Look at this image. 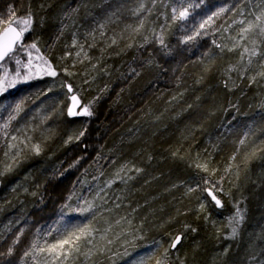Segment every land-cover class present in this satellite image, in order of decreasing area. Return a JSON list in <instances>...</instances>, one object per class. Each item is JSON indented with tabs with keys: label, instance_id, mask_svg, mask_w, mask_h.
I'll return each mask as SVG.
<instances>
[{
	"label": "trees",
	"instance_id": "16d2710c",
	"mask_svg": "<svg viewBox=\"0 0 264 264\" xmlns=\"http://www.w3.org/2000/svg\"><path fill=\"white\" fill-rule=\"evenodd\" d=\"M92 1L80 0L79 9L86 10ZM128 2L136 9H125ZM142 2L146 0H113L99 5L107 15L105 26L108 27L109 22L115 24L111 30L115 37L121 38L118 49L124 53L108 63V59L97 57L100 66L94 74L100 72L101 77H105L95 85L94 115L87 122L85 141L78 147L85 171L73 173L70 170L73 163L61 164L60 155L65 150L62 147L52 160L40 161L32 169L38 181L37 197L30 200L25 195H17L10 201L0 199V238L6 229L27 219L46 216L40 223L41 228L62 225L64 221H57L68 214L74 203V199L66 203L68 195L80 196L89 191L93 200L87 202L92 205L87 215L98 214L103 220L125 222L124 232H131L135 226L151 243H166L176 235H182L183 239L189 236L190 242L194 238L198 240L201 249V242L212 241L209 232L213 229L211 215L214 213L207 218L209 202L197 188L198 184L202 187L200 177L204 170L197 164H207L206 172L213 170L216 178L222 177L224 182L236 179L238 185L245 183L243 188L249 187L251 194L255 189L251 183L255 180L259 187L250 199L254 202L249 223L254 216L264 214L261 210L264 153L254 157L251 166L241 162L233 164L231 160L238 152V144L231 137L247 132L251 139L261 129L256 109L260 100L248 91L251 87L229 86L224 73L235 60L231 59L227 48L222 52L212 43L215 40L224 45L222 37L203 36L181 44L179 40L172 41L171 29L165 28L167 49L156 51L139 47L140 38L129 37L123 31L126 28L134 32L138 20L125 21L122 17L127 12L137 15ZM60 3L53 0L50 7L41 10L37 23L42 45L51 50H57L61 44L56 34L57 22L53 20ZM119 16L120 21L112 22ZM142 16L145 17L143 31L149 34L150 29L155 28L153 15L143 12L137 15ZM110 54L112 52L108 56ZM242 153L239 152L238 158ZM53 164L62 165L54 175L49 173ZM125 165L131 170L121 171ZM136 168L141 171L137 173ZM128 176L133 179H127ZM14 183L8 181L3 186ZM190 188L196 190L190 192ZM3 194L0 192V198ZM201 203L205 205L203 210ZM128 222L132 224L129 226ZM241 248L246 252L245 246ZM210 251L206 250L204 257L209 258Z\"/></svg>",
	"mask_w": 264,
	"mask_h": 264
},
{
	"label": "rangeland",
	"instance_id": "374dc122",
	"mask_svg": "<svg viewBox=\"0 0 264 264\" xmlns=\"http://www.w3.org/2000/svg\"><path fill=\"white\" fill-rule=\"evenodd\" d=\"M79 1L57 0V2L61 3L57 4L58 7L55 9L56 12H54L53 20L57 22L56 34L59 35L60 39L58 41L61 44L57 50H51L48 46L44 47L42 45L43 39H39V36L42 34L39 32L40 24L37 23L41 10L50 7L53 0H0V18H10V9H14L17 18L25 17L29 12L32 14L34 22L30 30L25 33L23 41L26 45L35 42L37 48L40 50L37 53L34 49H30L34 64H42V61L36 59L38 55L42 56L56 72V76L44 75L42 73L36 75L35 78L18 83L15 87L0 95V192L8 194L1 195L2 198L0 199L10 201V199L14 200L12 196L16 199L17 195L18 197H20L19 195H23V197L25 195L30 200L37 197L39 195L37 190L38 181L34 179L32 169L40 161L46 162L55 158L56 151L61 147L65 148L64 152L60 155L61 164L65 165L67 161L73 163L70 168L73 173L79 174L85 171V164L79 160L78 147L84 143L88 128L87 122L94 115L95 100L97 98L95 85L97 81L105 77H101L100 72L94 74L95 69L100 66V61H98L97 57H100L101 60L108 59V63L113 58H117L118 55L124 53V51L118 49L121 46L119 44L121 38L115 37V32L111 30L116 27L114 26L115 24L109 22V26H105L107 22H105V17L107 15H105L104 10L100 9L99 6L108 1L113 2V0H94L92 1V5H87L86 10L79 9ZM181 2L185 6L188 4L193 5L190 9L191 15L186 21L178 22L177 24H171L168 21V26H165L166 16L171 15V7L169 5L174 6L175 0H146L139 7L143 5L145 9L143 13L153 15L154 30L151 28L148 34L144 33V27L140 29L139 33L135 31L129 32L128 29L124 28V33H127L126 35L129 37L134 35L135 37H139V47L158 51L162 47L152 36L153 31L159 35L163 30L164 35L165 28H169L171 29L169 36L172 37V41L176 42L179 40L180 42L182 37L191 34L193 29L199 27L201 21L207 20L209 16L219 11L221 7L232 9L233 5L239 6L243 0H181ZM49 3L51 4L48 5ZM128 3L127 5L125 4V9H136L133 3ZM95 7L99 9H94ZM87 11L90 12V16ZM78 14L81 15V18L78 17ZM126 15L122 17L124 18L123 20L137 19V27L140 21L144 20L145 26V17H137L135 14L129 15L128 12ZM119 18L120 16L115 17V19L113 18L112 22L120 21ZM240 18L242 17L235 15L233 11L226 12L219 19H215V23L207 29L210 34L204 37H222L225 41L222 43L231 47L233 41L229 37L235 36L239 26L233 25V28L229 29L228 32H225L224 28L231 23L232 19ZM145 37L149 38L148 43H145ZM113 39L116 40L115 44L112 43ZM164 39L167 44L165 35ZM74 40L75 44L73 43ZM81 46H83L82 50ZM77 52H80L79 56H77ZM111 52L112 55L108 56ZM85 53L87 54L86 56ZM228 53L232 55L231 59L235 60L230 66L237 65L240 59L239 50ZM18 55L22 61H27L28 57L25 52L21 51ZM7 67L9 73L12 74L16 65L14 62L9 61ZM44 67H47V65H44ZM257 70L254 63L248 75H254ZM3 71L4 69L0 67V74H3ZM224 75L225 79L229 81L230 87L236 84L240 85V89L241 87H251L248 91L253 92L260 100V105L256 109L257 115L261 120V126L258 128L261 129L251 139L247 132H241L231 137L238 144V152L234 155L236 158L235 160L231 158L232 163L241 162L245 166H251L252 159L258 154L264 153V79L258 78L256 83L250 84L247 77L240 78L237 72H228L226 70ZM68 85L72 87L71 92L68 91ZM72 94L79 95L82 100L81 106L91 105L90 110L93 113L91 116H68L67 109ZM17 104H20L22 109L19 113L14 111ZM10 114L15 116V119L8 123L7 128H4L5 123L9 121ZM80 132L84 133L83 136H80ZM12 137H16V141H13ZM28 137H31V141H28ZM242 139L245 140L243 145L240 144V140ZM10 144L17 145L23 151L18 158L19 162L13 166L12 170L5 171L4 163L2 162L9 158H6L4 153L17 151V148L10 149ZM32 144H40L41 150L39 153L31 150ZM239 152H243L240 158H238ZM253 153L255 154L253 155ZM67 165L69 166V163ZM61 166H56V164L51 165L49 173L54 175ZM246 173L248 174V172ZM221 178H216V173L213 170L208 173L204 171L200 177L202 187L205 186L204 181L209 180L211 182L219 181L220 186L223 188V192L217 194L223 206L217 207L212 202L208 204L209 206L207 205L208 209H206L207 212H210L207 218L211 212L214 213L211 215L213 218V229L209 232L212 241L201 242L203 247L199 249L201 245L198 240L194 238V241L190 242L192 240L189 239V236L183 239V236L179 235L181 236L180 243L176 249L169 251L170 264H180L181 260L184 264H261V261H264V214L260 215L259 213L249 223L251 217L249 215L252 214L250 207L251 203L254 202V200L250 199L252 198V194L257 193L259 187L257 182L252 180L251 184L255 189L251 194L249 192L251 190H248L249 187L243 188L245 183L238 185L236 179H227L224 182ZM8 181L16 183L14 185L8 184L4 188V183ZM105 189L108 188L106 187ZM90 195L89 191H84L80 196L68 195L66 203L69 204V200L73 199L74 203L68 210V214L59 218L57 222H64L57 227L56 225H47L41 228L40 223L47 218L46 216L39 219H27L15 225L11 224L12 226L6 229L0 238V253L5 254L0 255V264H35L32 257L24 256V253L31 249L34 241H39V246L41 247L45 246V242L47 244L56 243L58 239L63 238L65 235V229H71L77 224H84L90 220L96 228L100 229L99 232L95 233L96 240L94 243L104 247V251L93 255L87 262H85L83 256H79L75 259L74 264H141L142 260H146L153 253L155 255L152 256L151 260H147V264H156V259L161 257L164 250L178 236H172L166 243H151L147 242L141 233H138L139 231H137L135 226L131 232H124L122 226L126 225L125 222L120 221L117 224L113 219L103 220L102 216L98 214H95V219H93L92 214H81L78 209L86 207L87 204L85 202H88L89 199L93 200ZM208 200H210V197H208ZM237 205L244 214V220L238 228V234L233 237L231 235L229 218L235 214ZM74 209L77 210L74 211ZM261 210L264 211V205L261 207ZM253 213L256 212L253 210ZM130 223L128 222L127 225ZM104 229H109V231L105 233ZM21 231H23V235H21ZM101 235H106V239L100 240ZM17 237H19V241L14 244L13 242L17 240ZM107 240H111L112 243L108 244ZM241 246L243 248L244 246L246 247V252H243L244 250ZM10 247L13 248L11 256L6 255ZM206 250H211L209 258L204 257V253H208ZM191 253H195V255H200L201 257L191 256ZM44 255V253H41L37 257L39 264H44ZM68 264H73V261L70 259Z\"/></svg>",
	"mask_w": 264,
	"mask_h": 264
},
{
	"label": "snow or ice",
	"instance_id": "6c2138e0",
	"mask_svg": "<svg viewBox=\"0 0 264 264\" xmlns=\"http://www.w3.org/2000/svg\"><path fill=\"white\" fill-rule=\"evenodd\" d=\"M171 7V15L166 16L165 26H168V21L171 24H177L178 22L186 21L191 15L190 9L193 7L192 4L185 6L181 0H175V5H169ZM198 6V5H197ZM144 6L141 5L140 9L137 11V15L140 12H143ZM150 11V10H149ZM233 11L235 15H239L240 19H232L231 23L224 28L225 32H228L229 29L233 28V25H238V30L236 31L235 36H230L229 39L233 41L232 46L228 47L227 45L218 44L215 40L212 41L217 48H220L223 52L225 48L227 51L233 52L239 50V62L237 65L230 66L228 72H237L240 78L247 77L249 83H256L257 79H264V0H243L242 3L233 5L232 9L221 7L219 11L215 12L212 16H209L207 20L201 21L199 27L193 29L191 34H187L181 38L180 42L188 44L189 42L195 41L198 37L207 36L210 33L207 31L214 23L215 19H219L226 12ZM10 18L3 19L0 18V67L4 69L3 74H0V95H3L9 89L15 87L18 83L26 82L30 79L35 78L36 75L41 73L44 75L56 76V72L52 69V66L48 63L47 60H44L42 56H37L36 59L42 61V64L33 63V55L30 49H34L39 53V48L35 42L26 45L23 41V37L26 32H28L33 24L32 14L29 12L27 16L17 18L15 15L14 9H10ZM103 27V25H101ZM144 27V20L140 21V24L137 28L134 29L135 32L139 33L140 29ZM222 27V26H221ZM102 34V33H101ZM152 36L163 49H167L168 45L165 43L163 30L161 34L157 35L153 31ZM149 42V38L145 37V43ZM75 44V40L73 41ZM112 43L115 44L116 40L113 39ZM131 46V45H129ZM83 46H81V50ZM25 52L28 59L27 61H22L19 52ZM80 55V52H77V56ZM87 54L85 53V56ZM9 61H14L16 67L12 74L9 73L7 64ZM256 64L257 71L254 75L249 76L248 73L252 69V66ZM47 65V67H44ZM23 69V71H22ZM200 81H197L199 83ZM225 87H228L227 82H225ZM51 91V89H49ZM68 91H72L71 85H68ZM71 106L67 109V114L69 117L74 116H91L93 113L90 110L91 105H80V101L76 94H73L71 97ZM199 99V98H198ZM79 108V110H77ZM21 105L17 104L14 109L15 112L19 113L21 111ZM15 119V116L9 115V121L5 123L4 128L8 127V123L11 120ZM83 132H80V136H83ZM13 141H16V137L11 138ZM28 141H31V137L27 138ZM79 139V137H77ZM23 143V142H21ZM245 140H240V144L243 145ZM27 147V145H25ZM9 148H17V151L13 153L5 152L4 155L8 160L2 162L4 163L5 171H11L13 166L19 162L18 158L21 156L23 149L19 148L15 144H10ZM31 150L39 153L41 150L40 144H32ZM255 153H253L254 155ZM235 156L232 157L235 160ZM198 168H202L204 171H208L207 164H197ZM131 170L128 169L125 165L122 167L121 171ZM135 171L139 173L141 169L136 168ZM228 171V169H226ZM119 172L117 176H119ZM124 179V177H120ZM127 179H133L132 176H128ZM223 179V178H221ZM204 187L197 185L201 193H204L205 200H208L209 203L214 202L215 206L222 207V201L218 198V193L223 192V188L220 186L219 181L211 182L209 180L204 181ZM196 189L190 188L189 191H195ZM227 195V193H225ZM199 199V197H198ZM86 207H81L78 210L81 214L92 211V205L87 203ZM119 207V205H117ZM205 205L201 203L200 208L203 210ZM77 209H74V211ZM93 219H95V214H93ZM244 220V214L239 206H236L235 214L229 218V225L231 226V235L235 237L238 234V228ZM117 224L120 223L119 220L116 221ZM100 229L96 228L95 225L90 220L84 224H77L71 229H65V235L63 238L58 239L56 243L47 244L45 246H39V241H34L31 245V249L24 253L25 257H32L35 264H39L37 257L44 253V264H68L69 260L75 262V259L79 256H83L85 262L89 261L93 255L97 253H102L104 247L98 246L94 241L96 240L95 233L99 232ZM109 229H104V232L107 233ZM193 232L196 229H192ZM23 235V231H21ZM106 235H101L100 240H105ZM181 236H176L173 241L169 244L168 248L164 250L163 254L159 259H156V264H170L169 261V251L171 249H176L177 245L180 243ZM19 237L13 243H17ZM108 244H111V240H107ZM86 249V250H84ZM13 248H9L6 255L11 256ZM0 255H5L0 253ZM154 253L147 257L146 260H142L141 264H147V260H151ZM180 264H184L181 260ZM261 264H264V261H261Z\"/></svg>",
	"mask_w": 264,
	"mask_h": 264
},
{
	"label": "water",
	"instance_id": "95a60500",
	"mask_svg": "<svg viewBox=\"0 0 264 264\" xmlns=\"http://www.w3.org/2000/svg\"><path fill=\"white\" fill-rule=\"evenodd\" d=\"M72 95H73V94H72ZM72 95H71V96H72ZM76 95L78 96V99H79V101H80V105H82V100H81V98L79 97L78 94H76ZM71 104H72V102H71V99H70L69 107L71 106ZM77 110H79V108H78Z\"/></svg>",
	"mask_w": 264,
	"mask_h": 264
},
{
	"label": "bare ground",
	"instance_id": "6f19581e",
	"mask_svg": "<svg viewBox=\"0 0 264 264\" xmlns=\"http://www.w3.org/2000/svg\"><path fill=\"white\" fill-rule=\"evenodd\" d=\"M50 172V171H49ZM94 192H96V190L94 189ZM208 213H210L209 211H208Z\"/></svg>",
	"mask_w": 264,
	"mask_h": 264
}]
</instances>
